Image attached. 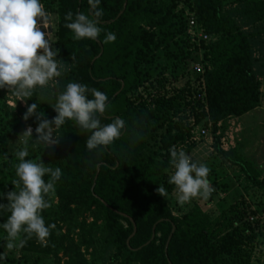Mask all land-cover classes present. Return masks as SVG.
I'll return each mask as SVG.
<instances>
[{"label":"trees","instance_id":"obj_1","mask_svg":"<svg viewBox=\"0 0 264 264\" xmlns=\"http://www.w3.org/2000/svg\"><path fill=\"white\" fill-rule=\"evenodd\" d=\"M40 3L57 15L56 59L65 70L56 78L58 83L36 88L26 101L9 95L26 110L36 103V113L51 120L57 95L67 83H80L107 95L106 110L99 115L102 125L120 118L125 126L112 144L89 151L91 133L67 120L58 131V144L44 148L34 142L35 115L25 121L7 106L6 93L0 91V204L8 203V192L19 191L13 184L18 179L16 152L23 147L19 140L27 127L33 129V141L25 159L62 171L51 207L41 213L46 226L55 228L45 241L28 239L22 250L52 258L53 264H250L244 249L255 237L246 220L249 206L242 199L219 201V194L229 191L228 184L213 179L215 190L208 201L171 207L169 199L176 190L168 183L174 171L169 149L182 148L189 155L196 148L189 143L188 119L194 116L205 128L211 124L216 154L238 167L251 186L264 190L259 169L237 147L224 152L220 144L225 122L253 112L264 96V0H100L102 31L96 40H75L64 27L69 11L74 17L78 12L91 17L87 0ZM186 8L211 38L201 44L205 72L193 76L204 80L207 113L194 111L186 89L171 96L164 91L169 83L164 73L179 65L186 69L192 59ZM107 33L115 34L114 42L102 43ZM49 178L44 177L46 182ZM159 186L167 196L157 193ZM210 203L218 204L217 209L208 208ZM263 209L255 213L261 216ZM9 215L0 209V232L6 233L2 225ZM6 257L0 264H27L25 258Z\"/></svg>","mask_w":264,"mask_h":264},{"label":"clouds","instance_id":"obj_2","mask_svg":"<svg viewBox=\"0 0 264 264\" xmlns=\"http://www.w3.org/2000/svg\"><path fill=\"white\" fill-rule=\"evenodd\" d=\"M87 3L91 17L83 12L74 17L71 11L64 17L65 21H69L64 27L74 34L75 40H96L102 31L99 26L103 16V10L99 8L100 0H87ZM41 28H51V17L40 0H0V88H7L17 100L26 101L33 96L36 88H45L50 82L58 83L56 78L65 70L61 60L56 59L59 49L53 51L50 47V42L54 43L50 39L51 32L46 33ZM115 39L114 33H107L102 43H111ZM88 94L92 99L88 98ZM107 100V95L95 88L70 82L56 97L52 106L56 112L53 119H42L44 114L36 113V103L27 107L23 119L27 121L35 115L38 126L34 142L44 145V148L58 144L61 126L67 120L75 121L81 130L91 133L86 147L92 151L119 139L125 126L120 118L106 125L101 124L99 115L105 112ZM20 136L23 137V147L16 152L19 163L15 173L18 179L13 181L19 191L8 192V203L0 204V209L10 212L2 225L7 233L6 247L9 251L23 248L33 236L39 241L49 237L55 225L46 226L41 213L51 207L56 182L62 176L59 167L53 169L41 161L25 159L29 155L28 144L33 136L31 127H27ZM169 153V164L174 171L168 183L175 187L178 203L183 206L195 198L208 201L215 190L208 179L210 169L205 164L193 162L182 148L173 146ZM46 175L50 177L47 182L44 179ZM156 191L161 197L168 195L163 186ZM6 259V255L0 254V261Z\"/></svg>","mask_w":264,"mask_h":264},{"label":"rangeland","instance_id":"obj_3","mask_svg":"<svg viewBox=\"0 0 264 264\" xmlns=\"http://www.w3.org/2000/svg\"><path fill=\"white\" fill-rule=\"evenodd\" d=\"M50 17L51 28H41V30L46 33L51 32L50 39L54 43L50 42V47L53 51H55L57 15L50 13ZM254 57L258 58L259 55L256 53ZM196 60H198V58ZM262 63L264 64V61ZM187 74V70L182 65H179L176 68H170L164 73L163 77L169 82L178 81L179 83H175V85L180 87L181 83L186 81L187 78L185 76ZM52 85L53 82H50L48 86L51 87ZM45 88L38 87V89ZM0 91L6 93L4 97L6 98V104L10 109L16 112L19 111L17 114L21 116L26 113L27 110L24 104L20 101L17 104L15 102L16 100L9 95L7 88H0ZM260 91L264 93L263 84ZM231 122L234 123L235 128L238 126V130L235 133L236 138L234 149L237 147L238 153L244 159L254 164L255 168L259 169L261 173L260 180L264 181V96L262 97L260 105L257 109L240 118H233L231 119ZM229 127L228 121L225 122V131H227ZM22 141L23 138H20L19 145L23 144ZM211 143L213 142H211L209 137L202 139L189 156L193 162H196L197 164H205L210 169L208 175L210 183L214 179L219 183L228 184L229 191L227 193H220L219 201L223 200L224 197H229L228 199L230 202L242 199L245 201L247 206H249L250 211L246 220L251 224L250 228L255 237L247 241L244 245V249L249 253L250 264H264V190H258L257 188L251 186L240 173L238 167L228 164L216 154ZM205 202L206 201H203L200 198H195L183 206ZM175 203L179 204L176 191L169 199V205L173 207V204ZM217 205L215 203H210L208 208L217 209ZM179 206L181 205L179 204ZM260 208L263 209L261 216L255 213L256 210ZM251 231H248L245 236H251ZM7 242V233L0 232V254L11 256L15 259L25 258L27 264H33L35 262L36 264H53L52 258H45L44 256L37 254L33 255L29 252L25 253L22 248H16L9 251L6 247ZM59 257H61V255H59ZM86 258L88 259V256H86ZM61 259L64 260L63 258Z\"/></svg>","mask_w":264,"mask_h":264},{"label":"built area","instance_id":"obj_4","mask_svg":"<svg viewBox=\"0 0 264 264\" xmlns=\"http://www.w3.org/2000/svg\"><path fill=\"white\" fill-rule=\"evenodd\" d=\"M184 15L187 18V30L186 34L188 36V39L190 40L192 46V59L188 62V67L186 68L188 73H191L192 76L190 78H187L186 81H189L187 87H186V81L184 83H181L180 87L178 85H175V83H179L178 81H171L167 83L164 87V91L166 92L167 96L173 95L175 92H179L183 89H186V101L188 103L191 102V106L194 108V111L196 113H207V107L205 104V84L203 78L196 79L193 76L194 75H203L205 72L204 64L202 62V49L201 44H207L210 41V36H208L203 29L198 27L194 14L189 10H184ZM196 49V50H195ZM195 51V52H194ZM198 58V60H196ZM175 85V87H174ZM163 94V93H162ZM198 105H195V104ZM230 118L228 119L229 128L227 131L224 132V135L220 138V144L221 149L226 152L234 148L235 146V133L238 130L234 127V123L231 122ZM196 117L191 116L188 119L189 129H190V138L189 143H195L196 145L199 144V142L202 139L208 138L213 140L212 134H210L211 124L208 123L207 127H203L202 125L198 124L196 122ZM222 126V123L217 124V128H220ZM216 136H220V132H216ZM212 144V143H211Z\"/></svg>","mask_w":264,"mask_h":264},{"label":"water","instance_id":"obj_5","mask_svg":"<svg viewBox=\"0 0 264 264\" xmlns=\"http://www.w3.org/2000/svg\"><path fill=\"white\" fill-rule=\"evenodd\" d=\"M173 233H174V228H172L171 234H170V236H169V238H168V240H167V243H166V245H165V252H166V250H167L168 243H169V241H170L171 236H172ZM134 234H135V229H134L132 235L129 237V239H130ZM129 239L127 240V244H128V242H129ZM153 239H154V234H152L150 241H152ZM150 241H149L147 244H149Z\"/></svg>","mask_w":264,"mask_h":264}]
</instances>
